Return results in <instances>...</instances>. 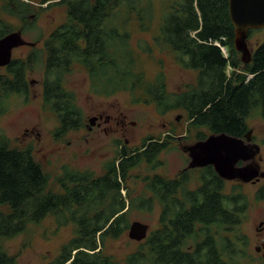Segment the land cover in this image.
Returning <instances> with one entry per match:
<instances>
[{"label": "trees", "instance_id": "16d2710c", "mask_svg": "<svg viewBox=\"0 0 264 264\" xmlns=\"http://www.w3.org/2000/svg\"><path fill=\"white\" fill-rule=\"evenodd\" d=\"M39 3L62 5L65 19L43 40L42 48L32 46L24 58H12L0 68V116L8 111L12 95L27 98V73L44 60L42 107L57 117L54 137L83 126L74 93L64 86V76L74 67L85 71L91 94L126 92L133 102L152 104L161 115L182 109L188 128L242 137L253 112L264 119V27L248 32V37L262 32L263 38L253 47L250 62L244 64L233 46L228 0ZM32 9L25 0H0V37L18 28L29 29L27 16ZM156 13L157 33L149 46L141 35L153 27ZM2 14L22 24L13 27ZM215 42L225 46L227 56ZM153 47L166 48L180 68L195 72L193 82L170 92L162 70L146 80L135 52L151 53ZM170 137L169 133L160 140L148 136L134 148L123 144L98 174L65 167L56 178L59 191H51L47 189L49 174L36 161L32 146L13 147L0 133V206L7 208L0 209V264H16L4 240L47 215L58 226L72 223L75 229L59 253L44 264H117L104 252L106 242L126 235L133 220L131 210H151L154 200L160 206V226L137 243L125 264H247V240L237 232L248 200L234 188L231 193L223 192L226 180L211 165L193 169L199 173L193 189L187 186L188 171L173 178L146 175L143 182L151 196L126 202L121 190L127 189L130 171L142 163L155 169ZM205 137L198 132L197 140ZM254 197L264 203V177Z\"/></svg>", "mask_w": 264, "mask_h": 264}, {"label": "rangeland", "instance_id": "374dc122", "mask_svg": "<svg viewBox=\"0 0 264 264\" xmlns=\"http://www.w3.org/2000/svg\"><path fill=\"white\" fill-rule=\"evenodd\" d=\"M28 1L32 10L27 19L29 29L22 31L24 39L34 42L36 48H42L43 40L52 29L65 19V10L62 5L47 6L48 3H39L40 0ZM3 19L13 27H19L22 22L16 17L3 15ZM158 13L154 18V25L141 35L149 46H153V36L157 33ZM263 38L262 32L254 33L248 37L247 44L252 51L253 47ZM135 40V38H134ZM132 46L134 42L132 41ZM30 45L13 49L12 58H24L31 50ZM227 53V51H226ZM137 66L146 80L162 70L165 73L166 86L170 92H178L185 84L193 82L195 72L179 67L174 61V54L166 48L153 47L151 53L135 52ZM43 62L36 64L33 70L27 73L30 82V91L25 99L23 96L12 95L8 103V111L0 116V133L10 139L13 147L22 148L32 146L34 157L44 171L49 174L47 189L59 191L57 176L65 167L77 171H93L100 173L105 162L112 159L116 152L124 145L134 148L141 144L145 137L151 136L160 140L170 134L169 147L158 155L160 164L150 170L144 163L130 171V179L126 182L127 189H122L126 202L138 196H151L145 188L143 177L158 174L173 178L188 162L183 146L197 140L198 132L209 131L205 128H188V121L182 109H174L165 114H158L152 104L133 102L126 92H119L113 96H97L90 93L89 83L85 71L81 67H74L64 76V86L74 93V101L81 113L82 124L79 129L70 130L60 137H54L53 131L58 126V120L48 108L42 107L41 79ZM97 114H109L114 119L100 127L89 129V119ZM124 119L122 126L115 125L117 119ZM249 129L256 143L261 144L259 162L260 169L264 171V119L253 112L248 120ZM103 127L106 130H103ZM197 134V135H196ZM165 141V140H164ZM257 160V157H255ZM187 169L188 188L193 189L198 183V170ZM263 181L240 182L226 180L223 192L231 193L240 190L248 200V207L239 226L238 234L247 240V264H264L263 249L256 250L264 242V203L254 197L256 188ZM6 210L5 206H0ZM160 206L153 201L151 210L133 208L130 217L149 225L148 233L158 229ZM261 223V226L259 225ZM75 226L68 223L58 226L51 215H47L38 224L29 225L28 228L9 239L4 240V247L16 258V264H44L52 260L60 251L61 246L68 241L74 233ZM139 241L131 240L127 233L115 240L106 242L104 252L110 255L117 264H125V257L133 251Z\"/></svg>", "mask_w": 264, "mask_h": 264}, {"label": "water", "instance_id": "95a60500", "mask_svg": "<svg viewBox=\"0 0 264 264\" xmlns=\"http://www.w3.org/2000/svg\"><path fill=\"white\" fill-rule=\"evenodd\" d=\"M228 14L234 28V49L241 54V61L247 64L251 60V50L247 44L248 32L264 27V0H228ZM24 45L33 46L35 42L24 39L20 28L0 37V68L9 64L13 49ZM94 120L93 117L89 119L90 125H93ZM182 149L188 156L187 165L182 171L211 165L224 180L254 183L264 177L259 162L254 160L255 156L259 160L261 156L260 145L252 142V129H248L243 137L226 132L210 133ZM148 228L147 223L132 220L127 236L131 240L141 241L146 238ZM260 249L264 251V242L256 246V250Z\"/></svg>", "mask_w": 264, "mask_h": 264}, {"label": "flooded vegetation", "instance_id": "af4514ba", "mask_svg": "<svg viewBox=\"0 0 264 264\" xmlns=\"http://www.w3.org/2000/svg\"><path fill=\"white\" fill-rule=\"evenodd\" d=\"M93 118L95 119L94 120V123H93V125H90V123H88L89 124V129L91 128V127H93V126H97V127H100L101 126V124L103 123V124H108V123H110L113 119H114V117L113 116H111V115H109V114H106V115H103V114H97V115H95V116H93ZM114 123H115V125L117 126V125H120V126H122L123 124H124V119L123 118H121V119H117V120H115L114 121ZM103 130H106V128L105 127H103ZM247 132V131H246ZM210 134V133H209ZM245 134V133H244ZM239 137V136H238ZM243 137V136H242ZM204 139V138H203ZM252 142H254V143H256L255 142V140H254V138H253V135H252ZM259 145H260V150H261V144L260 143H258ZM183 150V149H182ZM185 152V151H184ZM186 153V152H185ZM187 154V153H186ZM261 156V155H260ZM188 157V156H187ZM255 157H257V160H255V158H254V160L255 161H257V162H261L262 161V156H261V159L259 160L258 159V156H255ZM260 165V164H259ZM182 172H185V171H179L177 174H176V176H179L180 174H182ZM236 181H239V180H236ZM258 181V180H257ZM256 181V182H257ZM241 182V181H240Z\"/></svg>", "mask_w": 264, "mask_h": 264}, {"label": "built area", "instance_id": "2783aa9c", "mask_svg": "<svg viewBox=\"0 0 264 264\" xmlns=\"http://www.w3.org/2000/svg\"><path fill=\"white\" fill-rule=\"evenodd\" d=\"M215 44H217V45L220 47V49H221L223 55H224V56H227L225 46H221L218 42H215Z\"/></svg>", "mask_w": 264, "mask_h": 264}]
</instances>
